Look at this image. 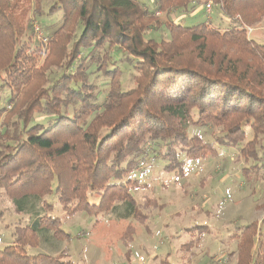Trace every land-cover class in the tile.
Listing matches in <instances>:
<instances>
[{"label": "trees", "instance_id": "16d2710c", "mask_svg": "<svg viewBox=\"0 0 264 264\" xmlns=\"http://www.w3.org/2000/svg\"><path fill=\"white\" fill-rule=\"evenodd\" d=\"M41 1H34L36 13L42 12ZM54 1L48 14L57 8L63 23L46 36L43 64L37 68L34 57L18 46L9 51L6 66L0 65L7 76L2 85L13 90L7 107L0 108L7 154L0 148V188L8 197L19 201L53 193L68 217L77 212L97 217L123 204L137 220L131 192L142 184L132 171L140 167L147 140L168 142L163 155L168 171H183L182 155L205 159L217 146L242 145L248 159H258L257 142L264 138V46L247 33L264 19V0H155L154 9L138 0ZM202 1L204 6L212 1L213 13L233 27L221 32L209 23L186 27L173 20L175 26L166 28L170 40L159 44L146 37L157 11L185 13ZM5 2L0 0V32L4 26L13 30V45L23 29ZM119 64L137 73L135 88L123 89ZM91 75L109 80L106 94ZM11 104L9 120L3 113ZM188 127L220 135L209 142L201 133L190 136ZM42 208L45 215L15 229L13 243L0 249V264H74L28 253L42 238L45 243L49 237L70 239L63 219L49 215L53 205L44 202ZM230 239L237 242L231 253H238L237 264H264L258 223L238 227Z\"/></svg>", "mask_w": 264, "mask_h": 264}, {"label": "rangeland", "instance_id": "374dc122", "mask_svg": "<svg viewBox=\"0 0 264 264\" xmlns=\"http://www.w3.org/2000/svg\"><path fill=\"white\" fill-rule=\"evenodd\" d=\"M34 1L5 2L9 9L17 12L14 20L23 32L19 34V41L12 45L13 30L11 32L7 26L2 27L1 68L6 66L4 63L9 51L17 50L18 46L24 48L26 55L34 57L33 63L37 68L44 62L49 42L46 36L48 33L53 35L60 28L63 13L56 8L55 14H48L54 0H42V12L36 13ZM138 1L154 9L155 0ZM203 4L202 1L199 7L185 13L157 11L153 17V29L146 37L159 44L162 40H170L166 28L175 26V22L193 27L212 20L210 25L221 32L233 27L224 16L213 13L212 7L210 13L207 12ZM195 9L201 13L194 15ZM185 16L186 20L182 21ZM209 17L212 19L209 20ZM247 35L264 46V19L248 27ZM120 66L123 89L135 88L137 73L127 64ZM5 79L6 74L0 72V108L7 107L13 91L2 85ZM91 79L96 80L102 86V92L107 93L108 79L103 75L97 79L96 75H91ZM12 108L11 104L3 113L9 120L14 115L8 116ZM1 128L0 148L5 156L6 143L1 138L4 133ZM188 133L190 136L201 133L209 142H215L220 135L211 128L188 127ZM250 138L251 135L248 142ZM167 144L163 139L147 140L144 155L139 157L140 167L132 171V178L142 184L131 192L137 201V220L123 204L97 217L82 212L68 217L53 193L40 199L31 197L15 201L0 188V249L13 243L12 235L19 225L30 226L38 216L45 215L42 203L47 202L53 205L49 215L63 219V228L70 234V239L54 240L49 237L48 243H45L42 238L38 249L27 247L30 255L44 253L74 264H161L163 261L170 264H237L238 253L231 254L236 253L237 242L230 239L237 228L254 222L264 232V138L257 142V160L248 159L242 145L228 149L217 146V152L205 159L192 160L182 155L181 160L186 163L183 171L167 170L168 161L163 157ZM65 183L66 178L61 189ZM186 245V249H182Z\"/></svg>", "mask_w": 264, "mask_h": 264}, {"label": "crops", "instance_id": "0c3cea01", "mask_svg": "<svg viewBox=\"0 0 264 264\" xmlns=\"http://www.w3.org/2000/svg\"><path fill=\"white\" fill-rule=\"evenodd\" d=\"M200 10H195L194 12L195 13H193L194 15H197L196 13H201V12H199ZM205 11V10H204ZM205 14H206V12H205ZM200 18V17H199ZM212 19V17H209V20H211ZM182 21H184V20H186V17L184 18L183 17V19H181ZM223 20V19H222ZM225 20L228 22V19H226L225 18ZM212 21V20H211ZM211 21L209 22V24H211Z\"/></svg>", "mask_w": 264, "mask_h": 264}, {"label": "built area", "instance_id": "2783aa9c", "mask_svg": "<svg viewBox=\"0 0 264 264\" xmlns=\"http://www.w3.org/2000/svg\"><path fill=\"white\" fill-rule=\"evenodd\" d=\"M211 7H212V2H209L207 5H206V10H208L207 12H209L210 13V9H211Z\"/></svg>", "mask_w": 264, "mask_h": 264}]
</instances>
